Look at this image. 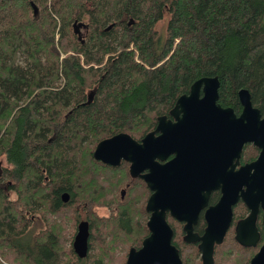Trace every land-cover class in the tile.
I'll list each match as a JSON object with an SVG mask.
<instances>
[{
	"label": "trees",
	"instance_id": "16d2710c",
	"mask_svg": "<svg viewBox=\"0 0 264 264\" xmlns=\"http://www.w3.org/2000/svg\"><path fill=\"white\" fill-rule=\"evenodd\" d=\"M208 77L219 79L222 107L241 113L239 92L248 90L264 115V0H0L1 259L126 264L128 255L116 256L119 244L139 249L149 236L150 192L140 181L118 215L102 224L92 217L93 232L108 230L103 242L94 232L84 259L66 248L62 213L78 219L77 205L89 210L114 199L116 179L128 178L127 168L94 159L101 141L142 138ZM259 151L249 145L244 160ZM44 212L61 219L51 225L45 217L47 230L23 243L31 215ZM258 228L256 248L242 247L232 229L215 248V264H250L264 244L260 220ZM173 244L183 264H203L196 245L178 235Z\"/></svg>",
	"mask_w": 264,
	"mask_h": 264
},
{
	"label": "water",
	"instance_id": "95a60500",
	"mask_svg": "<svg viewBox=\"0 0 264 264\" xmlns=\"http://www.w3.org/2000/svg\"><path fill=\"white\" fill-rule=\"evenodd\" d=\"M32 5L37 16L38 9ZM219 88L218 77L196 81L170 112L175 122L160 117L155 131L141 144L120 133L97 145L94 158L104 164L116 167L124 159L132 163L134 177L150 170L141 176L152 192L146 205L150 235L140 249L130 250L126 264H183L173 245L168 213L186 222L185 242L200 243L203 264H214L215 247L224 242L233 219L232 208L239 200L250 215L238 223L236 240L243 247L257 246L260 233L256 224L261 212L264 228V116L254 107L248 90L239 92L240 116L232 108H223L218 103ZM246 144L257 147L259 157L235 171ZM171 155L174 159L163 164ZM215 190L222 191V198L207 211L208 227L204 236L198 237L193 226ZM88 238L87 224H83L75 242L80 258L86 257ZM250 264H264V245Z\"/></svg>",
	"mask_w": 264,
	"mask_h": 264
},
{
	"label": "flooded vegetation",
	"instance_id": "af4514ba",
	"mask_svg": "<svg viewBox=\"0 0 264 264\" xmlns=\"http://www.w3.org/2000/svg\"><path fill=\"white\" fill-rule=\"evenodd\" d=\"M78 30H79V33L82 35V31L80 32V30L81 29H83L82 27H78L77 28ZM218 103H219V101H218ZM175 107V106H174ZM224 108V107H223ZM173 110V109H172ZM171 110V111H172ZM243 110V109H242ZM170 111V112H171ZM235 112V111H234ZM242 113V112H241ZM241 113H236L235 112V114L237 115V116H240L241 115ZM164 116H166L167 117V119L168 120H171V121H173V122H175V119H174V117L173 116H171L170 115V113L168 114V115H164ZM262 116H264V115H262ZM161 117H163V116H161ZM160 118V117H159ZM158 118V119H159ZM157 125H158V122H157ZM157 125H156V127L153 129V130H151V131H149L148 133H146L142 138H140V139H136V138H134L132 135H130V134H128V135H130L131 137H132V139L135 141V142H137V143H139V144H141L142 143V141H143V139L146 137V136H148L150 133H152L153 131H155V129L157 128ZM125 134H127V133H125ZM157 135H159V134H157ZM116 136V135H115ZM114 137V136H113ZM112 138V137H111ZM109 139V138H108ZM106 140V139H105ZM102 142V141H101ZM249 145H251V144H246L245 146H243V149H242V154H241V158H240V160H239V165L235 168V171H239L242 167H244V166H246L247 164H250V163H252V162H254L258 157H259V154H260V151H259V153H258V155H257V158L255 159V160H253V161H245L244 160V153H245V151L247 150V147L249 146ZM97 147V146H96ZM95 150H96V148H95ZM95 152V151H94ZM93 157H94V153H93ZM174 155H171L166 161H164V162H162L163 164H166V163H168V162H170V161H172L173 159H174ZM95 159V158H94ZM96 160V159H95ZM97 162H99V163H101V164H103L104 166H108V167H114V166H111V165H108V164H104V163H102L101 161H98V160H96ZM237 163V159L236 160H234V164H236ZM2 166H3V164H1L0 163V178H1V175H2ZM116 167H125V168H127V171H128V174H129V176H127L128 178H125V180H130L129 181V183H127V185L126 186H119V189H118V194L115 196V199L116 198H118L119 197V202L117 203V204H121L120 203V200L121 201H123V200H125V198H126V196H127V192H128V189L129 188H131L132 190L134 189V191H136L137 190V186L139 185V183H138V181H140L141 182V185L142 186H144L145 185V187L149 190V192H150V194H149V197H148V200H149V198H150V196L152 195V192H151V190L149 189V187H148V185H147V183L145 182V180L143 179V178H141V176H143V175H147V174H149L150 173V170L149 169H145L144 171H141V172H139V175L137 176V177H134L133 175H132V172H131V169H132V163H130V162H126L124 159L123 160H121V163H120V165H118V166H116ZM116 167H114V168H116ZM120 183L123 181L121 178L118 180ZM123 193H125V194H123ZM124 195V196H123ZM222 198V191L221 190H215V191H213L211 194H210V198H209V200H208V202H207V204H206V206H204L201 210H200V212H199V217H198V221H197V224H195L194 226H193V234H195V235H197L198 237H203L204 236V234H205V232H206V229H207V227H208V224H207V220H206V214H207V211L210 209V208H212V207H215L217 204H218V202L220 201V199ZM71 200V195L69 194V193H64L63 195H62V201L64 202V203H68L69 201ZM148 200H147V202H148ZM241 206H244V212H242V213H240V212H237L239 209H240V207ZM100 208V206L97 208V209H99ZM77 213H76V215H79V218L78 219H75L74 218V223H76L75 224V233H74V235L75 236H73L72 237V240H73V244H72V246H73V249H74V251H75V253L77 254V256L80 258V256H79V254L76 252V248H75V242H76V240H77V237H78V235H79V232L81 231V226L84 224H87V227H88V232H89V238H88V246H87V253H86V257L89 255V252H90V249H91V246H90V241H91V238H92V236L94 235V232H96L95 230H94V232L92 231V222H94L93 221V218H94V220H95V218L97 217L98 219H97V221H99L100 223H102L101 221H102V215L101 214H99L98 213V211L97 210H95V205H93L89 210H87V209H85V206L84 205H82V204H79V205H77ZM232 210H233V219H232V223H231V226H230V228H229V230H228V232H227V234L232 230V229H234V238H235V240H236V235H237V232H236V227H237V225H238V223L240 222V221H242V220H244V219H246L249 215H250V210L248 209V207L246 206V204L242 201V200H239L234 206H233V208H232ZM118 212H119V209H116V215H118ZM150 214V213H149ZM76 215H74L75 217H76ZM93 217V218H92ZM149 219H150V216H149ZM261 221V223L263 222V212H261L260 213V215H259V217H258V221ZM149 221V220H148ZM148 221H147V227H148ZM167 221H168V223H169V225L172 227V229H173V231H174V236H176V235H178V236H181V238H182V240L185 242V238H186V236H187V232L185 231V226H186V222H182V221H179V220H177V219H175L174 217H172L171 216V214H167ZM258 221H257V228H258ZM262 225H263V223H262ZM264 229V228H263ZM148 230H149V228H148ZM43 231H45V230H43ZM258 231H259V228H258ZM42 232V231H41ZM40 232V233H41ZM176 232H177V234H176ZM259 233H260V231H259ZM39 234V233H38ZM227 234H226V236H227ZM149 235H150V231H149ZM226 236H225V238H226ZM261 239H262V236H261V233H260V240H259V242L257 243V246L256 247H258V245L260 244V242H261ZM173 240H174V237H173ZM225 240V239H224ZM144 241V240H143ZM237 241V240H236ZM186 243V242H185ZM188 244V243H187ZM174 245V244H173ZM192 245H196L197 246V248H198V250H199V245H200V243H196V244H192ZM264 245V244H263ZM262 245V246H263ZM175 246V245H174ZM261 246V247H262ZM142 247V246H141ZM140 247V248H141ZM176 247V246H175ZM243 247V246H242ZM256 247H247V248H256ZM261 247H260V249H261ZM139 248V249H140ZM177 248V247H176ZM216 248V247H215ZM132 249V248H131ZM130 249V250H131ZM136 249V248H135ZM178 249V248H177ZM259 249V250H260ZM138 250V249H137ZM130 252V251H129ZM199 252H200V258H201V260H202V253H201V251L199 250ZM259 252V251H258ZM215 255V254H214ZM85 257V258H86ZM80 259H84V258H80ZM203 263V262H202ZM215 264V263H214Z\"/></svg>",
	"mask_w": 264,
	"mask_h": 264
},
{
	"label": "rangeland",
	"instance_id": "374dc122",
	"mask_svg": "<svg viewBox=\"0 0 264 264\" xmlns=\"http://www.w3.org/2000/svg\"><path fill=\"white\" fill-rule=\"evenodd\" d=\"M166 24H167V19L165 20V22H163L162 24H160V27H159V29L163 32L164 30H165V26H166ZM82 31V35H84L85 34V30H83V29H81L80 30V32ZM63 56H65V55H63ZM4 164V163H3ZM107 178H109V179H111V177H106V181H107ZM117 181L119 180V178H117L116 179ZM129 181L130 180H125L124 179V181H122V183L120 184L121 185V187L122 186H126L127 185V183H129ZM120 183V182H119ZM105 185L107 186V184L105 183ZM129 189H131V188H129ZM131 191L132 192H134V189L132 190L131 189ZM115 194V193H114ZM118 194V189H117V192H116V195ZM111 195V194H110ZM109 195V196H110ZM12 196H14V194L12 195ZM144 198H146V197H144ZM148 200V199H147ZM147 200H146V203H145V210H146V205H147ZM101 202V201H100ZM99 202V204L98 205H100V208L99 209H97L99 206H96L95 205V210H97L98 211V213L99 214H101L102 215V222H103V220H109V219H111V218H114L115 217V215H116V209H119V212H118V214L120 213V209L122 210L123 209V206H124V203L123 204H117L118 202H119V197L118 198H102V202L101 203H103V204H101ZM122 201L120 200V203H121ZM142 204H144V200L142 201ZM45 212L47 213L48 211H47V208H45ZM45 212L44 213H37V214H33V215H31V218H33V222H32V226L30 227V229H29V233L27 232V236L25 235L24 236V238L22 239V242L23 243H25V242H28L29 241V239L33 236V235H37L38 233H40L41 231H43V230H47V226L45 225V217H46V219L48 220V221H51V225H56V224H58L57 222H58V220L59 219H61L59 216H61V215H58V216H55L54 214H45ZM147 212V211H146ZM73 211L72 210H67V211H64L63 213H62V219H64V218H68V221H67V225L68 226H65V229H66V231H65V233H64V239L66 240V248L68 249V247H71L72 246V244H73V240H72V237L73 236H75L74 235V233H75V223H74V221L72 220V218H73ZM147 214H149L148 212H147ZM150 215V214H149ZM102 224V223H101ZM107 230H108V224L107 225H105L103 228H102V231H96L95 233L98 235V232L99 233H102V237L99 239V241H101L102 240V242H103V240H104V237H103V235H104V233L106 234L107 233ZM98 237H99V235H98ZM143 243V242H142ZM142 246V245H141ZM97 249H99V248H97ZM130 249H131V246L130 245H123L122 243H121V245L119 244V246H118V249H117V252H116V256H117V258L119 259L120 257H122V256H124V255H129V251H130ZM1 258H3V257H0V260H1V262L2 263H6V264H8L7 262H6V260H4V259H1ZM127 258H128V256H127ZM215 259V258H214ZM126 263H127V259H126Z\"/></svg>",
	"mask_w": 264,
	"mask_h": 264
}]
</instances>
